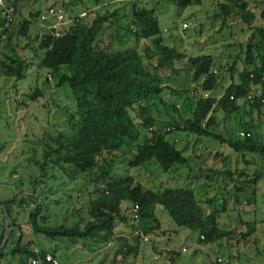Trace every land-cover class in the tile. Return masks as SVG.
I'll return each instance as SVG.
<instances>
[{
	"label": "trees",
	"instance_id": "obj_1",
	"mask_svg": "<svg viewBox=\"0 0 264 264\" xmlns=\"http://www.w3.org/2000/svg\"><path fill=\"white\" fill-rule=\"evenodd\" d=\"M12 1L1 0L4 8L0 5V28L6 22V8H14L13 23L3 30L4 38H0L9 53L4 56L6 62L1 64V72L4 77L13 75L20 79L27 66L33 64L32 61L19 69L13 67L16 51L12 44L25 40L27 43L21 49L31 53L37 69L54 77L56 88L67 86L72 91L75 116L70 119L76 121L71 128L77 126V130L63 134L52 128L36 143L40 158L34 160L38 177L33 184L39 193L42 187L41 195L34 197L21 192L23 196L19 199L14 195L0 200L13 224L0 250V264H10L6 261L9 256L20 264L40 260L46 254L57 259L56 250L33 249V236L38 242L41 238L57 237L90 240L97 251L113 246L111 263L126 264L135 260L142 243L134 231L150 235L148 242L154 243L152 237L161 232L163 212L175 226L169 233L175 234L180 228L188 230L196 235L197 244L205 247L230 239L231 233L223 230L219 220L227 209L238 215L255 214L259 186H264V26L254 25L256 14L248 9L247 0H223L218 4V16L224 20L236 12L250 30L242 55L235 56L230 65H219L212 56H188L166 45L156 14L157 7L163 6L162 0L152 1L151 6L145 1L129 0V12L121 15L116 10L107 12L104 3L112 0H68L61 6H51L62 8L70 20L57 35L48 28L49 22L40 21L43 11L14 21L18 9L16 0ZM166 2L176 8L199 3L198 0ZM82 12L85 18L78 19ZM259 15V21L264 23V10H259ZM35 25L41 27L42 33L31 37L30 29ZM44 96V90L36 87L27 98L37 102ZM160 112L166 117L165 128L158 125ZM254 113L259 122L251 118ZM245 115L250 116L249 120ZM230 121L235 123L232 128L228 125ZM176 132L195 139L196 146L205 141L226 145L237 162L248 167L254 164L248 157L256 158L260 168H253L250 174L246 170L220 172L207 166L205 176L194 177H204L205 186L196 183L192 187L193 160L206 159L202 154L186 155V149L178 148L169 138ZM240 133L248 136L240 137ZM120 153L129 156L125 161L129 169L148 164L159 173L184 177L182 170L188 168L189 183L185 187L162 184L153 190L131 175L117 176L114 171ZM221 156L217 151L208 158L216 162ZM220 174L236 177L232 192L217 189L215 193L220 195L221 202L214 204V198L205 190L211 194L209 184ZM57 180L62 185L65 180H81L77 196L87 198L85 211L75 212L71 226L66 222L50 223L43 215V201L49 198L45 185ZM33 192L36 193L35 188ZM135 205L139 207L138 220H133L130 214ZM16 206L29 210L24 226L31 235L29 238L25 239L22 226L11 217V209ZM257 222L255 217L252 222L237 221L240 229L237 244L248 243L256 232ZM259 222L264 224V219ZM4 224L0 210V244ZM124 227L130 228L128 237L123 235ZM151 245L155 250L154 244ZM167 253L174 264L180 258L175 249ZM259 256L264 257V252Z\"/></svg>",
	"mask_w": 264,
	"mask_h": 264
},
{
	"label": "rangeland",
	"instance_id": "obj_2",
	"mask_svg": "<svg viewBox=\"0 0 264 264\" xmlns=\"http://www.w3.org/2000/svg\"><path fill=\"white\" fill-rule=\"evenodd\" d=\"M66 1L68 0H16L14 3L18 13L14 21L25 19L31 13L37 11L45 12L51 6H61ZM138 1L140 3L141 1L148 2L147 5L151 6L153 5L152 1L155 0ZM222 1L198 0V4L176 8L171 3H167L166 0H162L163 6L157 7L156 14L164 43L188 56H212L219 65H230L235 56L242 55L250 30L236 12L233 15L224 17V20L218 16L220 13L218 4ZM125 3L126 5H124ZM127 3H129V0H112L105 2L104 7L108 8L107 12L109 13L116 10L121 15L124 12H129L130 7ZM247 4L248 9L256 14L254 25L263 27L264 23L259 21V10H264V0H247ZM102 12L106 11L103 10ZM37 33L41 34L42 29L35 25L30 29L31 37H34ZM25 42L21 39L15 40L12 45L16 54L11 53L15 61L14 68L19 69L20 65H27L28 62L33 61L31 66H27L28 68L25 70L23 77L20 79L13 75L4 77V72L2 73V70H0L1 201L14 195H18L19 199L23 196L21 192L26 195L31 194L34 197L38 194L41 195L42 187H40L39 193L37 187L33 184L38 177V169L34 160L40 158L36 143L46 131L52 128L60 130L63 134H71L77 130V126L71 128L73 122L76 121L70 119L71 116H75V100L72 91L67 86L61 89L56 88L54 77L50 76L46 70L37 69L35 60L31 59V53L21 49ZM6 54H9L8 48L0 42V67L3 62H6L4 58ZM36 87L43 89L45 96L37 102H31L27 95L31 94ZM176 104L181 105L180 102H176ZM160 113L158 125L165 128L166 117L162 112ZM249 118L250 116L245 115L246 120H249ZM251 118L254 122L260 121L256 113L252 114ZM228 125L232 128L235 123L230 121ZM233 134H236L235 131ZM169 138L175 141L178 148L186 149V155L202 154L206 159L205 162L202 161L203 157L201 160H193L192 165H195V170L191 174L193 178L190 179L192 187L197 186L198 183L202 187L205 186L207 180L204 177L198 179L194 177L200 174L205 176L207 166L220 172L227 169L233 172L235 170H246L250 174V170L253 168H260V162L256 158L248 157L251 162H254L252 166L248 167L241 161L237 162L236 156L231 154L226 145L221 146L217 143L213 144V142L205 141L196 146L195 139L187 137L182 132L171 133ZM217 151H220L222 156L216 162H213L208 158V155L210 157ZM119 156L120 160L117 161L118 163L116 162L117 169L114 174L117 176L131 175L137 182L147 188L155 190L162 184H169L171 187H185L189 183L186 178L189 173L188 168L182 170V173L185 174L184 177H180V174L173 176L172 173H159L157 168L148 164L140 168L129 169L125 162L129 156L126 153H120ZM235 177L229 178L220 174L212 178L209 184L210 187H208L213 191H210L211 194L209 190H205V192L209 194V197L214 198V204L221 202L220 195L215 193L217 189L224 192L233 191V179ZM65 181L66 183L63 185L60 180L50 181L45 185L44 190L49 198L43 201V215L50 223L59 225L66 222L71 226L75 218V212L84 210L87 198L85 195L77 196V188L81 180ZM34 188L36 193L33 192ZM259 188L256 212L253 216L249 212L248 214L241 213L238 215L228 209L220 214L221 226L223 230L231 233L230 239L224 238L207 247L198 245L195 241L196 235L188 230L180 228L176 230L175 234L169 233V231L175 229V226L167 213L163 212L160 215L161 232L152 237L154 243H140L137 257L126 264H174L168 260L167 251L171 249L180 252V258L175 264H214L216 257L231 259L232 262L238 264H264V257L259 256L261 252H264V224L259 222L264 219V186H259ZM11 217L17 224L22 226L25 239L31 237L30 233H27L26 227H24L29 218V210L16 206L11 209ZM254 217L258 220L255 234L249 238L248 243L237 244L235 241L236 234L240 230L237 229V221L243 219L252 222ZM241 231L244 230L241 228ZM130 232L129 227H124L123 233L125 234L123 235L125 237H128ZM37 239L36 236L32 237V240L35 241V243L33 242V249L38 247L37 249H46L49 252L56 250L57 260L63 264H112L113 246L97 251L95 246H91L90 240L82 241L79 239L73 241L67 237H57L55 240L41 238L38 242ZM151 244H154L155 250ZM215 251H217L216 254H214ZM11 259L9 256L6 261H9L10 264H20L15 259Z\"/></svg>",
	"mask_w": 264,
	"mask_h": 264
},
{
	"label": "built area",
	"instance_id": "obj_3",
	"mask_svg": "<svg viewBox=\"0 0 264 264\" xmlns=\"http://www.w3.org/2000/svg\"><path fill=\"white\" fill-rule=\"evenodd\" d=\"M0 5L3 7V4L0 2ZM4 8V7H3ZM6 22L4 23V26L0 28V38H4L3 35V30L8 29L9 26L13 23V16L12 14L14 13V8L13 7H8L6 8ZM86 14L85 12H82L78 15V19H83L85 18ZM40 21H47L49 22V29L55 31V35H57L60 30H62V27L65 26L66 24L70 23V20H68L66 13L62 8L59 7H49L45 12L42 13L40 16ZM240 137L243 136H248V134L240 133ZM139 207L135 205L130 214L133 220H138L139 218ZM135 235L140 236L142 242L147 243L150 240V236L144 235L142 232L139 230L134 231ZM216 263L217 264H238L232 262L230 259H224L221 257H216ZM28 264H63L59 262L57 259H55L51 254H46L42 259H32L28 262Z\"/></svg>",
	"mask_w": 264,
	"mask_h": 264
},
{
	"label": "water",
	"instance_id": "obj_4",
	"mask_svg": "<svg viewBox=\"0 0 264 264\" xmlns=\"http://www.w3.org/2000/svg\"><path fill=\"white\" fill-rule=\"evenodd\" d=\"M0 210L3 213L4 222H5V224H4V237H3V240L0 244V250H1L4 247L5 243L7 242L8 238L10 236L11 230L13 228V224H12V221H11L9 215L6 212V208L4 205L0 204Z\"/></svg>",
	"mask_w": 264,
	"mask_h": 264
}]
</instances>
